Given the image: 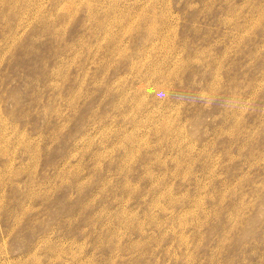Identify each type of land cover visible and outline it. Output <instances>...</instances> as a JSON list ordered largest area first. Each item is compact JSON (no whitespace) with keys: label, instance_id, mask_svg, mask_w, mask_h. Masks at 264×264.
<instances>
[{"label":"rangeland","instance_id":"rangeland-1","mask_svg":"<svg viewBox=\"0 0 264 264\" xmlns=\"http://www.w3.org/2000/svg\"><path fill=\"white\" fill-rule=\"evenodd\" d=\"M0 264H264V0H0Z\"/></svg>","mask_w":264,"mask_h":264}]
</instances>
